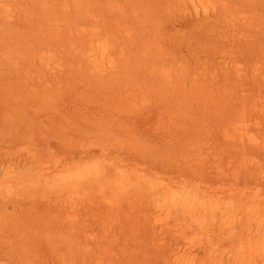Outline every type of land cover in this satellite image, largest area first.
Instances as JSON below:
<instances>
[{
  "label": "rangeland",
  "instance_id": "1",
  "mask_svg": "<svg viewBox=\"0 0 264 264\" xmlns=\"http://www.w3.org/2000/svg\"><path fill=\"white\" fill-rule=\"evenodd\" d=\"M0 6V264H264L233 255L264 224V0ZM239 120L259 146L225 135ZM116 166L223 213L161 210Z\"/></svg>",
  "mask_w": 264,
  "mask_h": 264
},
{
  "label": "bare ground",
  "instance_id": "2",
  "mask_svg": "<svg viewBox=\"0 0 264 264\" xmlns=\"http://www.w3.org/2000/svg\"><path fill=\"white\" fill-rule=\"evenodd\" d=\"M0 11L1 12H7L5 7L0 6ZM47 24L49 25V20L48 18L45 19ZM65 21L58 22L57 25H60L61 23H64ZM42 24L38 25L36 31H41L40 33H43L48 39H55V37L59 36L60 37V32L55 29L57 28L56 22L54 23V28H47L45 26L42 27ZM52 31L54 32V36L51 38ZM92 32L93 30L90 29ZM48 42V41H47ZM94 49V48H93ZM103 55V51L100 52L97 55H95V52L92 51L91 53L88 54L86 60L84 63L87 62H92L94 66L100 65V60L99 56ZM49 52H45V54H42L41 59H47L44 60L45 64L48 62V57H49ZM110 65H113V61H109ZM49 64V63H48ZM231 130V133H229ZM229 132L225 133L227 137H230L233 139V145L235 147L241 148L245 146H251V147H256L259 146V143H252L254 138L250 134V131L247 130V128L243 127L242 122L240 120L236 122V124L232 125L231 129ZM263 145V143H262ZM264 146V145H263ZM106 163H109L108 161ZM118 166L115 167V172L111 175L115 181L120 183L122 186L124 185H131L133 184L134 186H138L142 184L143 182L140 179L134 178L131 179L126 172H124L123 169L118 168ZM104 170L103 167L100 166L99 168L97 166H92V170H90L87 173H79L78 176H76V179H81V178H86V179H91L93 181H98L100 178H105L107 179L108 176L104 175ZM105 176V177H103ZM79 181V180H78ZM77 181L71 182V180L66 179L63 181H60L56 184V186L61 187V186H66L70 185L73 183H76ZM185 180L180 181L179 183L172 185V184H166L163 185L161 182H154V181H149L148 183L144 182L142 186L146 188L150 192V196L154 198V202L157 207H160L161 210H181L183 213L187 215H191L192 213L195 214H203L206 213L207 211H210L213 215H216V213H223L222 209H214L212 208L211 210H205L206 209V203L205 200L202 196L197 195L194 191L193 188L189 187L187 184H185ZM206 199V197H205ZM259 200H264V197H259ZM254 208L248 207L247 210H253ZM257 210V209H254ZM259 210H264L260 209ZM263 222V220H262ZM229 223V222H227ZM223 223V224H227ZM230 225V223L228 224ZM203 226L204 224L202 221L199 222V227ZM230 228H236V226H230ZM254 230L256 231L258 239H251L250 238V232ZM245 233L242 235L244 236L241 237V242L237 244V248H235L233 255L236 256L237 259H242L247 263L252 262V258L257 256L261 260H264V224L259 223L256 226L253 227H247L245 230ZM262 234H259V233ZM185 239L188 240V237H184ZM262 247L261 249H259Z\"/></svg>",
  "mask_w": 264,
  "mask_h": 264
}]
</instances>
